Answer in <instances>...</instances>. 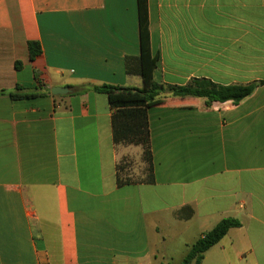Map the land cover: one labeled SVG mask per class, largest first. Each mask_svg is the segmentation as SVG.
Returning a JSON list of instances; mask_svg holds the SVG:
<instances>
[{"label": "crops", "instance_id": "1", "mask_svg": "<svg viewBox=\"0 0 264 264\" xmlns=\"http://www.w3.org/2000/svg\"><path fill=\"white\" fill-rule=\"evenodd\" d=\"M147 11L155 82L257 87L235 105L148 104L152 182L118 186L123 145L107 96L89 89L142 88L124 67L139 55L136 0H0V264H160L161 228L195 229L187 251L227 218L240 226L201 264H264V0Z\"/></svg>", "mask_w": 264, "mask_h": 264}, {"label": "trees", "instance_id": "2", "mask_svg": "<svg viewBox=\"0 0 264 264\" xmlns=\"http://www.w3.org/2000/svg\"><path fill=\"white\" fill-rule=\"evenodd\" d=\"M136 4L139 55L136 58L126 57L124 67L127 75L139 76L142 79V88L101 85L92 86L89 90L107 96L109 107L112 111L113 142L141 148L142 157L146 163L147 181L152 182V163L146 110L148 104L160 97L170 95L173 97L193 96L204 98L207 103L231 102L235 105L249 96L258 83L220 86L206 79H193L184 86H174L155 82L153 73L158 62V56L153 55L150 49L147 0H136ZM27 52L29 60H33L41 53L39 43H27ZM19 66V63H17L15 68L18 69ZM11 97L15 99L29 98L32 95L25 94ZM129 182V179L122 178L121 175L117 178L118 186ZM239 226V222L234 219H222L188 247L180 264H201L204 253L216 245L229 229L238 228Z\"/></svg>", "mask_w": 264, "mask_h": 264}, {"label": "rangeland", "instance_id": "3", "mask_svg": "<svg viewBox=\"0 0 264 264\" xmlns=\"http://www.w3.org/2000/svg\"><path fill=\"white\" fill-rule=\"evenodd\" d=\"M118 149L121 177L129 179L133 183L146 181V163L142 157L140 147L123 145L119 146ZM171 223L168 222V225H171L161 228V243L155 246L158 249L161 245L160 250L162 249V252H165L163 254L160 253L161 251L158 253L160 256L157 258V262L160 264H180L186 253L182 246L183 242L188 238L191 239L193 235L195 236V229L190 227L186 232V230L182 231L174 225V221ZM149 237L151 244H153L156 241L155 233L151 231Z\"/></svg>", "mask_w": 264, "mask_h": 264}, {"label": "water", "instance_id": "4", "mask_svg": "<svg viewBox=\"0 0 264 264\" xmlns=\"http://www.w3.org/2000/svg\"><path fill=\"white\" fill-rule=\"evenodd\" d=\"M50 92L52 95L56 96V95L64 94L68 92V90L66 88H53L51 89Z\"/></svg>", "mask_w": 264, "mask_h": 264}]
</instances>
